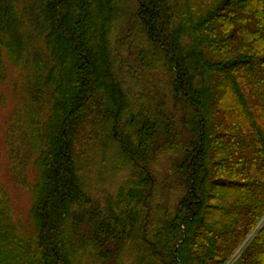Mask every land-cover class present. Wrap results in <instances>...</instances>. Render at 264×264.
I'll return each mask as SVG.
<instances>
[{
	"label": "trees",
	"instance_id": "obj_1",
	"mask_svg": "<svg viewBox=\"0 0 264 264\" xmlns=\"http://www.w3.org/2000/svg\"><path fill=\"white\" fill-rule=\"evenodd\" d=\"M1 84L0 264H228L263 219L264 0H0Z\"/></svg>",
	"mask_w": 264,
	"mask_h": 264
},
{
	"label": "rangeland",
	"instance_id": "obj_2",
	"mask_svg": "<svg viewBox=\"0 0 264 264\" xmlns=\"http://www.w3.org/2000/svg\"><path fill=\"white\" fill-rule=\"evenodd\" d=\"M6 84L0 85V94L3 93L4 97H0V184L4 187H7L10 195L15 201L19 209L22 208V205L27 201L26 193L23 191V188L16 186L13 181H11L8 167V158L6 155V132H7V123L11 117L13 109L16 105V94L12 92L9 87L4 86ZM16 187V189L14 188ZM264 225V217L256 227V229L249 235V237L243 242L239 247L237 252L233 255L231 261L228 264H232L246 248V246L252 241L255 237L256 232Z\"/></svg>",
	"mask_w": 264,
	"mask_h": 264
}]
</instances>
